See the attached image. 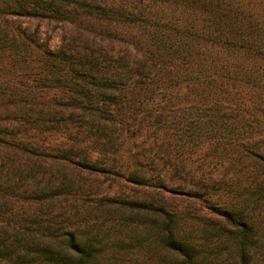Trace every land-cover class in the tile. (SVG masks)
Wrapping results in <instances>:
<instances>
[{
    "label": "trees",
    "instance_id": "obj_1",
    "mask_svg": "<svg viewBox=\"0 0 264 264\" xmlns=\"http://www.w3.org/2000/svg\"><path fill=\"white\" fill-rule=\"evenodd\" d=\"M0 264H264V0H0Z\"/></svg>",
    "mask_w": 264,
    "mask_h": 264
},
{
    "label": "rangeland",
    "instance_id": "obj_2",
    "mask_svg": "<svg viewBox=\"0 0 264 264\" xmlns=\"http://www.w3.org/2000/svg\"><path fill=\"white\" fill-rule=\"evenodd\" d=\"M22 23L24 26L31 27V29L41 30L42 36L46 39H51L54 44H59L61 42L62 29H61L60 24L56 22L50 23L46 20L43 21V20L32 18V19H23ZM88 176L90 177V175ZM96 179H97V183H102V186H101L102 189H106L107 191L112 190L111 191L112 193L121 192L124 190L125 192L132 193L133 189H138V191L140 190V188H136L132 186L131 184H126L123 178L120 180L118 179L114 180L111 174H102L98 176ZM96 199L97 197L93 198L89 196V197H85L82 200H80V203L84 202L85 204H91L95 206L98 203ZM105 219L107 218L104 215L102 219L100 218V221L104 222Z\"/></svg>",
    "mask_w": 264,
    "mask_h": 264
}]
</instances>
